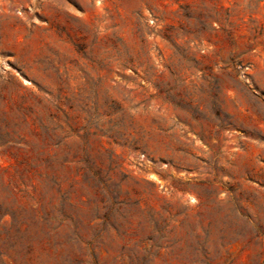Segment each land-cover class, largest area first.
<instances>
[{"label":"rangeland","instance_id":"1","mask_svg":"<svg viewBox=\"0 0 264 264\" xmlns=\"http://www.w3.org/2000/svg\"><path fill=\"white\" fill-rule=\"evenodd\" d=\"M0 264H264V0H0Z\"/></svg>","mask_w":264,"mask_h":264}]
</instances>
